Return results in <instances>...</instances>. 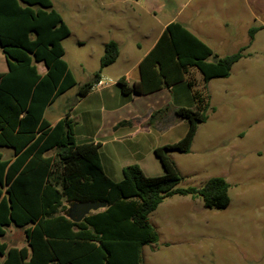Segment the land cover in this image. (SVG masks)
<instances>
[{"label": "trees", "instance_id": "1", "mask_svg": "<svg viewBox=\"0 0 264 264\" xmlns=\"http://www.w3.org/2000/svg\"><path fill=\"white\" fill-rule=\"evenodd\" d=\"M255 31L249 28V43ZM69 35L51 0H0V51L7 64L0 72V264H142V247L158 241L148 215L164 198L200 197L208 208L229 203L221 176L178 187L182 176L170 152H189L197 125L207 119L208 100L189 79L190 70L197 69L204 83L227 77L246 46L221 56L177 20L163 28L138 63V80L129 85L122 76L116 84L127 95L186 81L194 107L175 109L187 123L184 135L153 149L161 174L145 175L133 163L115 181L102 168L100 144L76 141L68 113L53 125L44 117L48 105L77 85L63 58L62 40ZM118 53L116 41L104 43L99 69L77 86L74 101L100 81ZM80 201L106 205L74 222L66 210ZM10 225L22 230V246L1 241Z\"/></svg>", "mask_w": 264, "mask_h": 264}, {"label": "rangeland", "instance_id": "2", "mask_svg": "<svg viewBox=\"0 0 264 264\" xmlns=\"http://www.w3.org/2000/svg\"><path fill=\"white\" fill-rule=\"evenodd\" d=\"M51 1L70 29L62 43L63 58L77 85L50 104L45 112L48 120L59 115L77 86L99 69L103 41L117 33L114 8L153 5L155 17H146V28L154 31L178 13L221 55L246 46L227 77L204 83L197 69L189 72L194 87L208 100L207 119L197 125L189 152H170L182 176L178 187H200L209 177L221 176L229 184V203L208 208L200 197L173 194L164 198L148 215L158 241L142 247V264H264V0ZM112 2L116 7L104 11ZM250 27L256 31L249 43ZM124 65L122 59L109 65L103 82H115L113 75ZM175 86L173 92L179 97L191 98L186 81ZM178 123L151 124L148 135L146 125L138 126L130 139L124 138V146L134 140L175 142L184 135L177 138L176 132L187 128L185 120ZM1 151L5 157L10 155L8 148ZM152 156L161 174V165ZM1 241L14 246L25 243L22 230L13 225L6 228Z\"/></svg>", "mask_w": 264, "mask_h": 264}, {"label": "crops", "instance_id": "3", "mask_svg": "<svg viewBox=\"0 0 264 264\" xmlns=\"http://www.w3.org/2000/svg\"><path fill=\"white\" fill-rule=\"evenodd\" d=\"M115 5L114 2L107 4L104 11L116 7ZM152 7L153 5H144L138 8L131 6L130 8H114L113 10L118 19L117 23H119L115 26L117 33L112 34L109 39L103 41V45L109 40H114L118 44V57L109 65H115L120 59L125 63L124 67L113 75L115 82L102 86L96 84L85 96L76 101H74V93L72 101L53 120H48L45 116V112L50 105L44 111V117L51 125L68 113L75 121L74 133L78 143L88 140L98 142L100 144L99 154L102 168L115 181L121 179L122 167L133 163L138 164L145 175H159L160 168H158L157 162L152 156L154 154L153 149L158 145L170 142L154 143L152 140H146L143 143V141L134 140L130 145L124 146V138L130 139L135 134L138 126L141 127L143 124L146 125L144 130H146L145 134L148 135L150 132L148 126L151 124L157 123L161 126L166 122H170L173 126L174 123H180L183 119L176 115L175 109L181 106L194 107L191 98L179 97L178 92H173L175 85L182 82L149 94L129 93L127 95L123 94L116 84L117 79L122 76L129 85L138 80L139 61L152 48L163 28L172 20L181 22L188 30L206 43L198 35V31L192 29L188 19H181L178 13L174 14L171 19L161 22L156 31L152 30L150 26L146 28V17L152 19L155 17ZM123 19L125 21L128 19L127 23L121 22ZM157 22L160 23V20H157ZM128 24H131L130 27H127ZM136 34L139 36L135 37ZM206 44L208 45V43ZM208 46L210 47V45ZM109 65L101 70L100 80L106 79V69ZM6 70V60L0 51V72ZM79 107H82V109L77 114L75 110ZM184 131L185 129L178 130L176 132L177 138L182 136ZM143 147L145 151H143Z\"/></svg>", "mask_w": 264, "mask_h": 264}, {"label": "water", "instance_id": "4", "mask_svg": "<svg viewBox=\"0 0 264 264\" xmlns=\"http://www.w3.org/2000/svg\"><path fill=\"white\" fill-rule=\"evenodd\" d=\"M103 201H80L69 204L66 210V216L74 222L81 221L85 215L91 211H96L105 207Z\"/></svg>", "mask_w": 264, "mask_h": 264}, {"label": "built area", "instance_id": "5", "mask_svg": "<svg viewBox=\"0 0 264 264\" xmlns=\"http://www.w3.org/2000/svg\"><path fill=\"white\" fill-rule=\"evenodd\" d=\"M106 82H103L102 80H100L97 84L98 85H100V86H102V85H104Z\"/></svg>", "mask_w": 264, "mask_h": 264}]
</instances>
